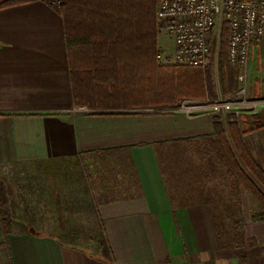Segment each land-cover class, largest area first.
I'll return each instance as SVG.
<instances>
[{
	"label": "crops",
	"instance_id": "1",
	"mask_svg": "<svg viewBox=\"0 0 264 264\" xmlns=\"http://www.w3.org/2000/svg\"><path fill=\"white\" fill-rule=\"evenodd\" d=\"M251 51L250 92L264 95V40ZM73 106L53 4L0 8V179L9 214L5 234L0 213V264H264V220L252 221L245 192H236L241 211L233 205L229 217L243 216L249 241L233 246L214 221L211 194L220 185L167 179L160 154L179 138L210 134L208 125L141 110L71 113ZM261 137L249 132L245 141L264 168ZM209 160L201 168L210 174ZM98 171H112L104 186ZM225 185L231 202L237 190Z\"/></svg>",
	"mask_w": 264,
	"mask_h": 264
},
{
	"label": "trees",
	"instance_id": "2",
	"mask_svg": "<svg viewBox=\"0 0 264 264\" xmlns=\"http://www.w3.org/2000/svg\"><path fill=\"white\" fill-rule=\"evenodd\" d=\"M33 1L37 0H0V8ZM43 1L53 4L62 18L75 105L101 111H143L173 106L185 98L216 97L211 62L202 68L157 61L155 11L159 0ZM227 43L228 30L222 23L217 54L222 95L237 86L238 70L227 60ZM242 119L239 122L233 114L224 119L213 115V132L206 139L230 187H243L256 203L251 219L259 221L264 220V172L251 157L242 134L264 131V122H258V115L249 124ZM0 213L7 234L8 199L1 179ZM232 225L235 231L230 244L245 241L241 216Z\"/></svg>",
	"mask_w": 264,
	"mask_h": 264
},
{
	"label": "built area",
	"instance_id": "3",
	"mask_svg": "<svg viewBox=\"0 0 264 264\" xmlns=\"http://www.w3.org/2000/svg\"><path fill=\"white\" fill-rule=\"evenodd\" d=\"M155 17L157 34L172 42L171 50L163 46L159 49L157 61L202 68L210 59L208 35L216 32L218 37L222 23H226V55L229 64L238 70L239 100L216 98L209 102L219 112L233 113L239 111H228L229 105L252 104L242 95L249 81L252 47L264 36V0H159ZM80 110L89 111L87 107H80Z\"/></svg>",
	"mask_w": 264,
	"mask_h": 264
},
{
	"label": "rangeland",
	"instance_id": "4",
	"mask_svg": "<svg viewBox=\"0 0 264 264\" xmlns=\"http://www.w3.org/2000/svg\"><path fill=\"white\" fill-rule=\"evenodd\" d=\"M215 33V34H214ZM211 32L208 40L210 41V59L209 62H211V70H213V77H214V91H215V98H211L210 95L205 96L202 99H196V98H185L180 100L176 105L173 106H167V107H163V108H158V109H146L143 110L141 112H151L149 114H146L144 116H172L175 114H180L184 117L187 118H196V120L198 121V123L202 126L205 127V125H208L207 131H210V134L208 135H199L196 136L195 138H179L180 140H175V141H179L177 143H175V141L171 143V148L167 150V154H160L161 157L163 158V161L165 162L164 165L166 166V168L170 169L168 170L169 172V176L167 175V179H169L172 182H179V181H192L194 180H205L211 183H217L219 184V188H216V190L218 189L220 191V196L221 197H217V201L213 202L215 195V192H217L213 187H211V190L214 191L212 194L214 195V197L211 194V201L214 204V206L217 208L216 212H217V218H215V224H217L216 226H218V235L222 241H226L227 243L229 242L230 245V240L231 239V234L233 233V231H235L234 227H233V221H235V218H230L229 215H231V209L233 208V205L235 206V208L237 209L236 211L238 212L239 209L241 211V201L237 196L236 192H239L240 190H242L243 192H245L248 196L249 199L251 200V202L253 203V206L255 207L253 211L257 210V206L256 203L254 202V200L251 198V196L248 194V192L241 186H239L237 188V191L233 192L232 195L230 196V200L231 202H228V200L224 197V188H225V184L228 182L230 185V179L224 178L222 175V171L220 170L218 164H217V158L216 155L213 153V151L211 150L212 146L211 144H209L207 142L206 137L210 136L213 132V124H212V117L213 115H219L221 116L223 119L225 118L226 115L228 114H233L236 119L239 121V118H243L245 117L246 119H242L243 123L246 122V124L250 123V120L253 119V116H257L258 115V122L261 124L262 122H264V95H262V93H260L261 95H257L255 94L256 92L259 93L260 88L259 87H255V93L250 92V82L248 81L247 84V89L245 90V92L243 93V97L246 98V100H251L252 104L248 105V104H242V105H238V104H232L229 105L230 107L228 108V111H230L231 109H234L236 111H239L238 113H233V112H226V111H217L214 106H211L212 104H210L209 100H214V99H225L227 98L230 101H238L239 98H237V96L239 97V88H240V83L237 80V86L236 88L231 91L229 94L226 95H222L221 91H220V86L218 83V66H217V62H218V58H217V54H218V46H219V37H220V32L219 35L217 37L216 32ZM158 40V45L160 46V48L163 46L164 48H170L171 50V46H172V42L171 40H167V38H164L163 36H158L157 38ZM264 40V36L263 38L260 40L263 41ZM254 46V45H253ZM252 53V51H251ZM251 53H250V57H249V66H250V59H251ZM238 74V72H237ZM249 77H250V70H249ZM252 84V82H251ZM256 85V83H255ZM209 91V90H208ZM209 94V92L207 93ZM206 95V94H205ZM256 101V104H255ZM255 104V106H254ZM80 107H86V106H77L74 104L73 107L70 108L69 112L74 113V112H84V113H89V114H96L101 112V110H94V109H89V111H84V110H80ZM221 110V108H220ZM140 111V109H139ZM219 112V113H216ZM263 114V115H262ZM142 115V113H141ZM250 117H252L250 119ZM240 122V121H239ZM241 126L242 123H241ZM258 132L259 134H261V136L263 135V137H261V139L264 142V131H262L261 129H257L251 132ZM249 132H246L244 134H242V138H243V142L247 148V150L249 151L251 157L254 159V161L257 163V165L259 166V168L264 172V168L259 164V162L257 161V159L254 157V155L252 154V152L250 151V145L251 143H249L247 145L246 141H245V134H247ZM256 142L258 141L257 138H255ZM163 141H167V140H163ZM161 141V142H163ZM160 143V142H157ZM170 145V144H169ZM117 152V151H115ZM112 155H115L113 153H110ZM117 156V155H116ZM206 158L210 159V163L213 164V166L211 165V172L210 174L206 171L204 168H201V162H203V160H205ZM113 163H116V165H119L121 170H122V163H121V157L117 156V158L114 157V159L112 160ZM106 164L111 165L110 162H107ZM216 166V169H215ZM173 167V168H172ZM111 168V167H110ZM112 171H106V173L104 174V178H102V172L97 173V176L101 179L100 182L103 183V186L105 184L106 181V176H110L109 174H111ZM204 173V175H202ZM112 177V175H111ZM109 181V180H107ZM220 181V182H219ZM222 182H224L225 184H223ZM107 188V187H105ZM239 190V191H238ZM219 193V192H218ZM236 194V195H235ZM216 198V197H215ZM231 204V205H229ZM252 211V213H253ZM241 216L242 219V226H243V231H244V225H243V216ZM239 217V216H238ZM236 217V219L238 218ZM252 217V214H251ZM253 221V220H252ZM259 221H263V220H259ZM253 222H258V221H253ZM244 239L249 241V238L246 237L245 235V231H244ZM224 243V242H223ZM234 246V245H233Z\"/></svg>",
	"mask_w": 264,
	"mask_h": 264
}]
</instances>
